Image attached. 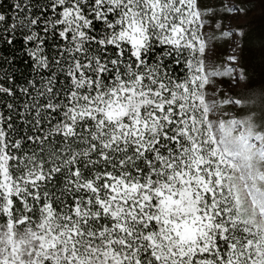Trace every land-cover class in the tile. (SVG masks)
<instances>
[{
  "label": "snow or ice",
  "instance_id": "6c2138e0",
  "mask_svg": "<svg viewBox=\"0 0 264 264\" xmlns=\"http://www.w3.org/2000/svg\"><path fill=\"white\" fill-rule=\"evenodd\" d=\"M243 3L0 4V264H264Z\"/></svg>",
  "mask_w": 264,
  "mask_h": 264
},
{
  "label": "rangeland",
  "instance_id": "374dc122",
  "mask_svg": "<svg viewBox=\"0 0 264 264\" xmlns=\"http://www.w3.org/2000/svg\"><path fill=\"white\" fill-rule=\"evenodd\" d=\"M223 2H227V0H223ZM213 3L219 7L221 0H213ZM242 7L250 8V11L247 15L237 17L234 20H231V23L234 26H238L237 31L242 30L245 33V36L239 37L236 41L238 45L237 55L240 58V66H243L250 73L252 78L259 84L260 74L262 65H264V3L261 0H244V3L241 4ZM228 23L229 21L226 19L224 21ZM247 25V30L245 31L243 26ZM249 49V61L248 65H243L242 62V54L247 52ZM219 56L221 58V64L224 61L225 57L232 52V48L223 45L221 42V46L219 48ZM216 63V59H215ZM247 66V67H246ZM224 80V85L227 86V78H222Z\"/></svg>",
  "mask_w": 264,
  "mask_h": 264
},
{
  "label": "trees",
  "instance_id": "16d2710c",
  "mask_svg": "<svg viewBox=\"0 0 264 264\" xmlns=\"http://www.w3.org/2000/svg\"><path fill=\"white\" fill-rule=\"evenodd\" d=\"M11 3V0H0V4H4L5 6H7L8 4H10ZM243 28H244V30L246 31L247 30V25H244L243 26ZM218 45H221V42L220 41H217L216 42ZM219 48L220 47H218L217 48V51H216V64L217 65H220L221 64V58H220V56H219ZM249 53H250V51H249V49H248V51L247 52H244L243 54H242V62L244 63L243 65H248V61H249ZM247 67V66H246Z\"/></svg>",
  "mask_w": 264,
  "mask_h": 264
}]
</instances>
